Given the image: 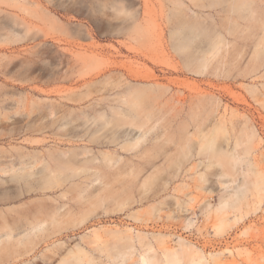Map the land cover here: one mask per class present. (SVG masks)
Listing matches in <instances>:
<instances>
[{"label": "rangeland", "instance_id": "obj_1", "mask_svg": "<svg viewBox=\"0 0 264 264\" xmlns=\"http://www.w3.org/2000/svg\"><path fill=\"white\" fill-rule=\"evenodd\" d=\"M176 1L0 0V218L56 217L0 248L26 264H166L184 238L204 264H264V0ZM210 138L243 140L254 181L221 230L206 207L242 175L208 163ZM184 205L206 222L191 228Z\"/></svg>", "mask_w": 264, "mask_h": 264}, {"label": "bare ground", "instance_id": "obj_2", "mask_svg": "<svg viewBox=\"0 0 264 264\" xmlns=\"http://www.w3.org/2000/svg\"><path fill=\"white\" fill-rule=\"evenodd\" d=\"M178 4L180 5L179 2H178ZM232 4L234 5V3H232ZM236 4L238 5V3H236ZM230 5H231V3L228 6L230 7ZM202 6L203 5H200V7H202ZM204 7H205V5H204ZM229 7H228V10H229ZM234 8H235V10L237 9L235 6H234ZM230 9H232V7H230ZM238 9L239 10H237V11H240V6L238 7ZM262 22H264V21H262ZM262 24H264V23H262ZM207 28L210 29L209 27H207ZM259 28H263V27L261 26ZM198 35L199 34H197V36ZM195 37H196V35H195ZM192 38L193 37H191V40H192ZM220 43H221V40L214 41L212 44V49L218 51L220 49ZM183 44H184V42H183ZM183 44H181V46H183V47L180 46L181 48H184V46L185 47L188 46V45H186L187 43L185 45H183ZM260 45L262 47L260 46L261 48L257 49V54H256L258 57H260V56L262 57L264 55V36L262 38V44H260ZM138 97H140V96H138ZM137 104L142 105L141 102L137 103ZM132 107H134V106H132ZM132 110H134V108ZM125 114H127L126 111H125ZM128 114H130V113H128ZM133 115H136V114H133ZM140 128H141V126H140ZM149 130H151V129L144 130L143 137H141V135L138 136L137 143L140 141V139L145 138V136ZM253 135H254V131H252V134L250 135V139L253 137ZM243 143H244L243 140L237 141L234 146H229L224 151H222L221 148H219L217 146L215 138H210L206 143H204L201 146V149H202V151L209 152V155L207 156L208 163L212 162V164H213L214 163L213 160L215 159V161L217 162L216 164L217 165L219 164L223 168V170H224L223 173L226 175H231L232 172L229 170V169H231V168H229L230 163L233 164V166H234L233 169H235L239 165V163L241 162L242 154L247 152V146H245L244 148H240V145H242ZM178 154H177L178 157H177V155H175L176 158H175V160L173 159L174 162L172 161L173 162L172 165L176 166L177 169H179L181 167V165L183 164L184 160L189 157V150L186 149L185 146L181 145V147L178 149ZM240 164H242V163H240ZM210 166H213V165H210ZM238 169L239 168L237 167L236 170H238ZM239 170H238L239 175L241 174L242 177H240V180H239V183L237 186L238 188L235 189L234 191L224 192L220 196L218 204L209 203L206 207V210L208 209V210H211L212 213L218 214V218H220V224L218 226L219 230L223 229V227L225 225H227L228 220L226 219V217L225 218L223 217L225 210H228L229 208H234L236 210L238 208V211L241 212L240 206L242 205V201H243L244 197L246 196L247 191L249 190L250 184L254 182V181H252V182L250 181V173H249L248 169L241 167ZM202 207H203V205L201 206V208ZM193 209H195V208H193ZM185 210H186L185 214L187 216H190L192 218V220L194 221V225L191 228L198 227V226H196L197 223H196V220L194 218L195 213L193 211H190V208H186ZM53 212H54V210L52 211V214H49L48 217L44 215V218H34L33 220H29L28 225H26L25 227L19 226V222L21 221L20 216H14L13 218L10 219L9 217H6L4 215V216H2V218H0V236H6V239L4 241H8L16 233L28 231L25 234V236L19 238L18 243L24 244V245H27L28 242L32 243L33 242L32 232L35 233L36 231L46 230V224L50 221L53 222L54 220H56V217L54 216ZM38 215H40V214H38ZM42 216H43V214H42ZM42 216H39V217H42ZM206 219H207V216H206ZM192 220L191 219L187 220L188 226H191L193 224ZM25 238H27L26 240H28V241H26ZM197 249L198 248L196 246L187 242L184 238H180V243H179L178 248H175L173 250L168 249V252L166 253V256H167L166 264H185V263L186 264H204V262H206V255L203 254L199 249L198 250ZM194 251L197 254H195ZM125 254H126V252L122 253V256H126ZM218 254L219 253L213 254V256L216 257ZM188 257L191 258V260L187 262ZM30 258H32V257L27 255V254H24L19 249H17V247H13V244L11 242L4 243L3 246L0 248V264H9L10 262L12 264H23V263L26 264L25 263L26 260H29ZM140 264H158V263H157V261H154L151 256L142 255V257L140 259Z\"/></svg>", "mask_w": 264, "mask_h": 264}, {"label": "built area", "instance_id": "obj_3", "mask_svg": "<svg viewBox=\"0 0 264 264\" xmlns=\"http://www.w3.org/2000/svg\"><path fill=\"white\" fill-rule=\"evenodd\" d=\"M186 208H190L188 206H183V212H184V215L186 216ZM190 211H193L195 213L194 215V218L196 220V223L197 225H202L203 223L206 222V215L204 214V212L201 210V208H197V209H193V208H190Z\"/></svg>", "mask_w": 264, "mask_h": 264}]
</instances>
